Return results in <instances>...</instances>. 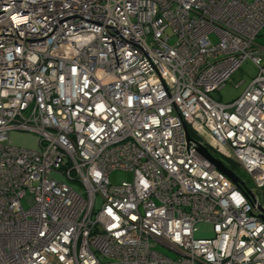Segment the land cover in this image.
<instances>
[{
	"label": "built area",
	"instance_id": "1",
	"mask_svg": "<svg viewBox=\"0 0 264 264\" xmlns=\"http://www.w3.org/2000/svg\"><path fill=\"white\" fill-rule=\"evenodd\" d=\"M259 37L264 0H0V264H264Z\"/></svg>",
	"mask_w": 264,
	"mask_h": 264
},
{
	"label": "rangeland",
	"instance_id": "2",
	"mask_svg": "<svg viewBox=\"0 0 264 264\" xmlns=\"http://www.w3.org/2000/svg\"><path fill=\"white\" fill-rule=\"evenodd\" d=\"M256 42L260 45H264V37H259ZM261 64H264V59L261 60ZM257 74V68L253 65L250 60H245L240 69L237 70L225 83V85L219 90L214 91L210 95L218 102L228 103L232 102L237 98L251 81V79ZM8 138L11 140L12 144L18 147H23L26 149L39 150V137L37 134L22 131V130H11L9 131ZM238 173L240 169L237 167ZM241 174V173H240ZM242 176H245L244 174ZM112 182L129 181L132 176L129 172L124 171H114L111 174ZM71 186L79 190V184L77 182H72ZM100 199H97L96 206L99 207ZM214 235L212 225L209 223H199L197 224V230L194 234L196 238H209ZM156 249L170 257H175V253L167 250L161 246H157Z\"/></svg>",
	"mask_w": 264,
	"mask_h": 264
},
{
	"label": "water",
	"instance_id": "3",
	"mask_svg": "<svg viewBox=\"0 0 264 264\" xmlns=\"http://www.w3.org/2000/svg\"><path fill=\"white\" fill-rule=\"evenodd\" d=\"M187 141L190 143H194L196 145L197 153L207 160L210 164H212L217 170L224 173L232 182L238 183L239 178L238 176L232 171L222 160L214 156L204 145L196 141L194 138L191 137L188 129L184 127ZM262 219H264V215H260Z\"/></svg>",
	"mask_w": 264,
	"mask_h": 264
},
{
	"label": "trees",
	"instance_id": "4",
	"mask_svg": "<svg viewBox=\"0 0 264 264\" xmlns=\"http://www.w3.org/2000/svg\"><path fill=\"white\" fill-rule=\"evenodd\" d=\"M190 135L194 138V139H197L195 134L190 130L188 129ZM213 151V150H212ZM224 163L232 170L234 171L235 173H238V169H237V165L236 163H234L233 161L231 160H224Z\"/></svg>",
	"mask_w": 264,
	"mask_h": 264
}]
</instances>
